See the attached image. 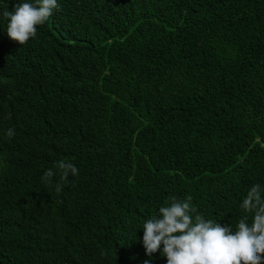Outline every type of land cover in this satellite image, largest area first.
Returning a JSON list of instances; mask_svg holds the SVG:
<instances>
[{"label":"trees","instance_id":"obj_1","mask_svg":"<svg viewBox=\"0 0 264 264\" xmlns=\"http://www.w3.org/2000/svg\"><path fill=\"white\" fill-rule=\"evenodd\" d=\"M16 2L0 0V264H142L138 228L173 195L235 224L264 183V0H59L23 45L4 32ZM61 159L79 175L43 182Z\"/></svg>","mask_w":264,"mask_h":264},{"label":"clouds","instance_id":"obj_2","mask_svg":"<svg viewBox=\"0 0 264 264\" xmlns=\"http://www.w3.org/2000/svg\"><path fill=\"white\" fill-rule=\"evenodd\" d=\"M59 7V0H18L11 10L2 12L7 20L4 32L23 45ZM5 134L12 138L15 130L8 128ZM57 173L61 181H67L79 175V168L71 160L61 159L55 162V170L43 172L41 180L50 183ZM61 188L56 183V191ZM238 206L243 215L235 224H221V218H208L198 212L191 196H170L138 228L147 257L142 264H153L157 252L165 264H264V183L248 187Z\"/></svg>","mask_w":264,"mask_h":264}]
</instances>
